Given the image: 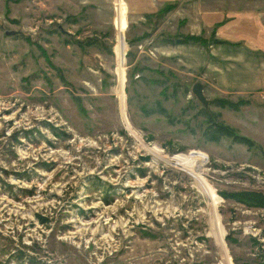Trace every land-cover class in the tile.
Instances as JSON below:
<instances>
[{
    "label": "rangeland",
    "instance_id": "obj_1",
    "mask_svg": "<svg viewBox=\"0 0 264 264\" xmlns=\"http://www.w3.org/2000/svg\"><path fill=\"white\" fill-rule=\"evenodd\" d=\"M246 1L0 0V264H264Z\"/></svg>",
    "mask_w": 264,
    "mask_h": 264
},
{
    "label": "crops",
    "instance_id": "obj_2",
    "mask_svg": "<svg viewBox=\"0 0 264 264\" xmlns=\"http://www.w3.org/2000/svg\"><path fill=\"white\" fill-rule=\"evenodd\" d=\"M118 1L120 7V18L126 22L125 5L123 0ZM167 1L173 0H128L130 15L132 18L157 17L161 15L159 11L164 6V4L167 3ZM253 1H255V5H252ZM230 16H236V18H233L227 23V29L225 32L227 41L226 45L236 47L237 50H241L243 52L240 62H236L237 67L239 66L242 69L241 77L243 79L245 76H253V78L249 77L251 79L248 81H257L259 84H264L263 71L259 69L258 71L250 69V67H252L251 65L254 67L258 65H264V0H247L244 2L241 12H239V10H233V13H231ZM254 29H257V43H255V39L251 36ZM232 52L233 55L229 54L227 56H233L236 58L237 55H234L236 53L235 50ZM246 52L248 53L247 56L245 55ZM228 58L229 57H227V59ZM235 74L236 71L234 72L233 76H235ZM256 75L257 78H254Z\"/></svg>",
    "mask_w": 264,
    "mask_h": 264
},
{
    "label": "water",
    "instance_id": "obj_3",
    "mask_svg": "<svg viewBox=\"0 0 264 264\" xmlns=\"http://www.w3.org/2000/svg\"><path fill=\"white\" fill-rule=\"evenodd\" d=\"M14 32H6V35H11ZM193 94L197 97V99L204 105L207 106V100L203 94V85L201 83H195L192 88Z\"/></svg>",
    "mask_w": 264,
    "mask_h": 264
},
{
    "label": "trees",
    "instance_id": "obj_4",
    "mask_svg": "<svg viewBox=\"0 0 264 264\" xmlns=\"http://www.w3.org/2000/svg\"><path fill=\"white\" fill-rule=\"evenodd\" d=\"M168 6H171V5H165V6H163V7L161 8V10L159 11V13L161 14V13L165 12V11L167 10ZM172 6H174V4H172ZM223 196H224V197H230V196H229L228 194H226V193H223ZM231 196L236 197L239 201H243V202H244V200H243L242 197H239V196H236V195H231Z\"/></svg>",
    "mask_w": 264,
    "mask_h": 264
},
{
    "label": "bare ground",
    "instance_id": "obj_5",
    "mask_svg": "<svg viewBox=\"0 0 264 264\" xmlns=\"http://www.w3.org/2000/svg\"><path fill=\"white\" fill-rule=\"evenodd\" d=\"M176 158V157H175Z\"/></svg>",
    "mask_w": 264,
    "mask_h": 264
}]
</instances>
